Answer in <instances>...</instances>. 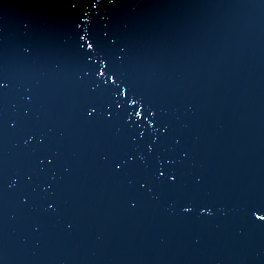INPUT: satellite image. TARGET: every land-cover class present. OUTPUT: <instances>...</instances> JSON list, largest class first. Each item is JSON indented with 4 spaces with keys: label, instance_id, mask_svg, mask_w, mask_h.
I'll return each instance as SVG.
<instances>
[{
    "label": "water",
    "instance_id": "water-1",
    "mask_svg": "<svg viewBox=\"0 0 264 264\" xmlns=\"http://www.w3.org/2000/svg\"><path fill=\"white\" fill-rule=\"evenodd\" d=\"M264 0H0V264H264Z\"/></svg>",
    "mask_w": 264,
    "mask_h": 264
},
{
    "label": "snow or ice",
    "instance_id": "snow-or-ice-1",
    "mask_svg": "<svg viewBox=\"0 0 264 264\" xmlns=\"http://www.w3.org/2000/svg\"><path fill=\"white\" fill-rule=\"evenodd\" d=\"M259 219H262V220H264V217H259Z\"/></svg>",
    "mask_w": 264,
    "mask_h": 264
}]
</instances>
